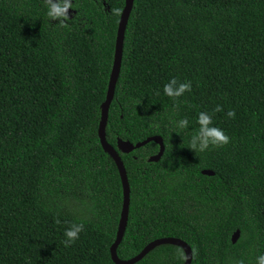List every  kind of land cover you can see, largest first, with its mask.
I'll use <instances>...</instances> for the list:
<instances>
[{"label": "trees", "instance_id": "1", "mask_svg": "<svg viewBox=\"0 0 264 264\" xmlns=\"http://www.w3.org/2000/svg\"><path fill=\"white\" fill-rule=\"evenodd\" d=\"M123 6L72 0L61 25L49 19L45 0H0V264H114L122 188L97 128ZM172 78L192 85L176 101L163 93ZM200 112L230 137L227 145L188 148ZM182 119L187 130L176 127ZM150 136L164 146L156 162L148 161L159 149L154 142L117 150L118 139ZM105 138L129 184L119 259L172 237L190 247L191 264H257L264 255V0H135ZM81 222L79 240L65 248V230ZM184 260L180 247L165 244L135 264Z\"/></svg>", "mask_w": 264, "mask_h": 264}, {"label": "water", "instance_id": "2", "mask_svg": "<svg viewBox=\"0 0 264 264\" xmlns=\"http://www.w3.org/2000/svg\"><path fill=\"white\" fill-rule=\"evenodd\" d=\"M134 1L135 0H124V6L118 20L115 42H114L112 66L109 74L105 99L100 105V119L97 128V137L99 139L100 146L102 150L107 152L114 161V164L118 171V175L121 182V188H122V205H121L115 238L112 244L110 245L109 254L111 261L114 264H135L139 262L141 259H143L144 256H146L154 248L165 244H171L180 247L184 251L185 260L183 264H191L192 252L190 247L184 241L172 237L158 238L149 242L137 255L127 260L119 259L116 253L117 247L120 244L125 232L127 219H128V209H129V184L126 176V171L123 166L122 160L118 154V151H120L123 154H128L131 151L138 149L149 142H154L158 145L159 149L155 155L148 158L149 162L158 161L164 151L163 142L161 137L159 136H150L147 137L145 140L137 142L135 144H132L129 141H123L121 139H118L117 140L118 151L115 148H113L110 144H108L105 138V124H106L108 109L113 99L114 89L119 76V71L121 66L124 32ZM201 174L205 176H213L214 172L205 169V170H201ZM238 238H239V230H235L231 235V243L235 244Z\"/></svg>", "mask_w": 264, "mask_h": 264}, {"label": "clouds", "instance_id": "3", "mask_svg": "<svg viewBox=\"0 0 264 264\" xmlns=\"http://www.w3.org/2000/svg\"><path fill=\"white\" fill-rule=\"evenodd\" d=\"M48 6L47 15L50 20L58 21L61 25H65L69 20V9H72V0H45ZM117 13L119 10H115ZM191 82H181L176 78H172L163 86L164 95L172 98L174 101L178 100L185 92L191 91ZM159 94V93H157ZM215 112L222 111L218 105ZM229 118H235V111L227 112ZM198 129L191 135L188 148L196 152H204L210 147H222L230 142V137L225 132L213 125L212 116L207 112H200L197 117ZM176 127L179 130H187L189 128V121L182 119L177 122ZM57 224L60 220L55 221ZM85 230L84 223H73L64 232L65 239L63 241L64 247H71L80 238V233ZM195 255V249L193 250ZM237 264H244L238 261ZM257 264H264V255L257 257Z\"/></svg>", "mask_w": 264, "mask_h": 264}, {"label": "rangeland", "instance_id": "4", "mask_svg": "<svg viewBox=\"0 0 264 264\" xmlns=\"http://www.w3.org/2000/svg\"><path fill=\"white\" fill-rule=\"evenodd\" d=\"M72 14V9H69V17L71 16Z\"/></svg>", "mask_w": 264, "mask_h": 264}]
</instances>
